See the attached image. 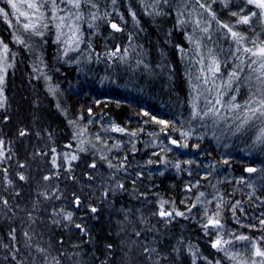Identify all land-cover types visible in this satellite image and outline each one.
Returning <instances> with one entry per match:
<instances>
[{
    "label": "trees",
    "instance_id": "trees-1",
    "mask_svg": "<svg viewBox=\"0 0 264 264\" xmlns=\"http://www.w3.org/2000/svg\"><path fill=\"white\" fill-rule=\"evenodd\" d=\"M13 3L0 0V264H264L252 246L264 251V117L249 110L264 100V57L243 51L264 46L260 9Z\"/></svg>",
    "mask_w": 264,
    "mask_h": 264
},
{
    "label": "snow or ice",
    "instance_id": "snow-or-ice-1",
    "mask_svg": "<svg viewBox=\"0 0 264 264\" xmlns=\"http://www.w3.org/2000/svg\"><path fill=\"white\" fill-rule=\"evenodd\" d=\"M7 2L11 5L12 8H14V9L16 8V4L13 3V0H7ZM47 2H50V4L52 5L53 9H55V8L57 7V0H47ZM63 2H65V0H61V3H63ZM67 2L73 4V6L76 7V8H79V7H80V0H67ZM115 2H116V0H112V3H113V4H114ZM164 2L167 3V0H164ZM246 3H247V4H250V5H254L256 8L260 9V15H261L262 17H264V0H246ZM41 6H42V5H38V4H35V3L29 5V7L35 8L36 11H39V8H40ZM200 7L204 8L205 5L201 4ZM0 14H3V15L5 16V18H7V13L4 12L3 9H0ZM133 15H135V14H133ZM233 15H237V13H233ZM256 15H257L256 12H252V13H251V16H242V17H240V19H239L238 22H239V23L248 24V23L250 22L251 17L256 16ZM213 17H214V14H213ZM93 18L95 19V17H93ZM63 19H64L63 17H60V20H61V21H63ZM23 27H24V29H25L26 31H29V30H30L34 35H37V36L42 35V33L37 29V27H36L35 24L25 23V24L23 25ZM110 27H111L114 31H117V32L122 31V29L120 28V26L117 25L116 23H111V24H110ZM223 27L226 28V29L228 30V33H230L231 36H232V38H233L234 40H236L237 42H239L240 40L243 39V37L240 36L238 33L232 31V28H230L228 25H223ZM205 31H207V29H205ZM16 41H17L18 43H21V44L24 43V41L21 40L19 37L16 38ZM0 46H2V51H3L4 53H7V52H8V46H7L6 44H4L3 41H0ZM239 50H240V49H237V51H239ZM119 51H120V49L117 48L114 52L111 53V55H112V56H116L117 53H118ZM126 51H127V50L125 49V52H126ZM243 51L246 52V53H250L252 56L264 57V46H257L255 51H253V49H251V48H244ZM65 54H66V53H65ZM121 59H123V57H121ZM253 63H255V61H253ZM212 64L215 65L216 62L213 60V61H212ZM260 67H261V68H264V63H261V64H260ZM210 70H213V69L211 68V66H210ZM214 70H215V71H219V66L216 65V67H215ZM5 71H6L5 69L0 68V108H3V107H4V101H5V99H6V97H4V88H3V85H4V75L2 74V73H4ZM232 75H235V73H233ZM231 99H232V100H235V97L233 96ZM216 103L219 104V103H220V100L217 99ZM259 105H260V107H258V108H254V109L250 108L249 110L252 111L253 115H255L256 113H259L260 116L264 117V110H262V109H264V100H260V101H259ZM232 108H234V109L240 108V105H238V104H233V105H232ZM210 113H211L212 115H219L218 111H216L215 108L209 109L208 111H206V112L204 113V115L207 116V115H209ZM144 115H145V116H148L149 113L145 112ZM151 119L154 120L156 123H158V124H160V125H165V126H167V125L169 124L168 121H165V120H157L156 117H154V116L151 117ZM162 130H163V129H162ZM112 131L124 132V129H123V128H119V127H115V126H114V127L112 128ZM25 134H26V133L23 132V131H21V133H20L21 136H23V135H25ZM131 135L135 136L136 133L133 132V133H131ZM182 135H184V136L186 137L188 134H187V133H183ZM171 143H172V144H177V141H176V140H171ZM2 144H3V140H0V145H2ZM181 146H183V147H187L186 144L181 145ZM83 150H84V149H81V151H83ZM53 151H54V150H53ZM0 155H2V153H0ZM71 159H72V160H75V159H77V157H76L75 155H73V156L71 157ZM53 163L55 164V160H53ZM91 167H95V165L93 164V165H91ZM110 167H111V165H110ZM176 167H179V164H177ZM246 171H247L248 173H255V172H257L258 170H257L256 168L249 167V168L246 169ZM19 178H20L21 180H24V179H25V177H24L23 175H21ZM45 179H48V177H45ZM121 187H122V186H121ZM200 195L202 196L203 193H201ZM77 202H78V201H77ZM3 203H4L5 205H7V201H3ZM193 207H195V205H193ZM91 211H92V212H95L96 209H95V208H92ZM159 215L162 216V217H164V216L172 217V216H173V212H171V211H169V212H165V211L163 210V203H161V211L159 212ZM175 215H176V216H182V215H184V213H182V212H175ZM217 215H218V214H217ZM65 219L71 220V213H68V214L66 215ZM261 223H264V221H262ZM208 225H212L213 227H219V226H220V222H219L218 219H215V218H213V217H209L208 224H206L204 227L207 228ZM77 227H79V225H77ZM25 235L27 236V233H25ZM137 235H139V233H137ZM238 239H241V240H247L248 237H244V236H242V237H239ZM221 243H222L221 239L218 238V239L214 242V244H213L212 246L215 247V248H220ZM252 246H253V248H255V255L260 256V257H264V251H261V250L259 249V247H257V245H255V244H253Z\"/></svg>",
    "mask_w": 264,
    "mask_h": 264
},
{
    "label": "rangeland",
    "instance_id": "rangeland-1",
    "mask_svg": "<svg viewBox=\"0 0 264 264\" xmlns=\"http://www.w3.org/2000/svg\"><path fill=\"white\" fill-rule=\"evenodd\" d=\"M22 3L20 1H17V7H19Z\"/></svg>",
    "mask_w": 264,
    "mask_h": 264
}]
</instances>
